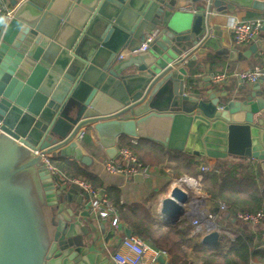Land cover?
I'll return each instance as SVG.
<instances>
[{
  "label": "water",
  "instance_id": "1",
  "mask_svg": "<svg viewBox=\"0 0 264 264\" xmlns=\"http://www.w3.org/2000/svg\"><path fill=\"white\" fill-rule=\"evenodd\" d=\"M187 1L192 8L179 0H25L9 21L0 14V264H114L91 249L94 226L77 219L86 215L77 206L89 195L76 183L56 187L41 159L73 149L89 164L77 142L84 128L111 138L109 158L117 156L119 136L141 137L150 125L168 124L167 136H145L166 147L177 138L174 147L194 155L264 162L260 84L200 91L186 82L184 64L212 44L213 10L264 12V0ZM150 33L145 51L116 58ZM260 48L253 42L237 57ZM208 130L221 131L223 140L207 144ZM188 202V193L173 186L160 202L165 224H175ZM201 243L216 248L220 232L205 233ZM157 259L165 262L162 254Z\"/></svg>",
  "mask_w": 264,
  "mask_h": 264
},
{
  "label": "crops",
  "instance_id": "2",
  "mask_svg": "<svg viewBox=\"0 0 264 264\" xmlns=\"http://www.w3.org/2000/svg\"><path fill=\"white\" fill-rule=\"evenodd\" d=\"M188 2L187 0H179V3ZM212 18L210 21L211 32L209 34V39H211L212 44L205 46L206 51L202 54H197L195 59L188 60L185 62V67L187 68V77L186 82L192 88H197L200 91H204L212 87L217 90L219 93L222 91L232 92L237 89H250L255 83H249L241 85L235 76H232L227 81L215 85L209 78L210 73H219V72H229L236 73L241 70L252 68L255 65L264 67V30H260L256 37L246 43L237 45L233 40V33L229 29V23L231 20H243L250 19L255 17H263L264 12L254 11L247 7H237L232 10H226L224 12L212 11ZM260 41L261 48L257 49L250 57H246L242 60H239L237 55L242 51L246 50L247 47L253 42ZM222 50V52L220 51ZM220 51V52H218ZM234 51V56H230V52ZM261 88L264 89V84L259 83ZM153 122V121H152ZM152 124V123H151ZM169 133V125L167 124L164 130L157 128L156 126H149L145 132L144 136H126L128 140L136 139L139 140H148L154 143L157 141L153 138H147L145 135H153L154 137L163 138ZM176 137V135H175ZM204 140L209 145H216L217 141L220 139L223 140V133L220 131L214 133L213 131L208 130L204 135ZM110 137L104 135L100 136L92 127L84 128L82 138L77 140L78 145L80 146L83 153L90 157V163L84 164L77 158L75 151L73 149L68 150V155L62 156L71 161L76 162L80 167L91 171L97 174L104 182L105 186L102 188L104 193L111 199L114 200L118 198L120 204H139L152 213L154 221L161 226H169L173 224H165L164 219L159 213V207L161 199L166 197L172 188V180L176 177L173 176L172 172L169 170L168 164L172 163L168 161L161 166H152L151 173L148 177L138 176H123L118 174H108L103 170V161L109 158L106 153L105 144L110 141ZM178 139L174 138L172 141L173 147H166L160 144L168 153V157L175 158L181 154L192 157L194 160L198 161L200 164H207L210 169L216 164L225 165V166H238L241 163H250L252 164L253 172L256 174L255 179L257 185L264 184V162L258 159L251 157H241L235 155H228L225 158H212L208 156L194 155L179 149H176ZM118 144V139L115 141V147ZM116 158V157H114ZM101 190V189H100ZM209 202V200L207 199ZM210 205V204H208ZM79 211H86V215L79 216L77 219L81 223H90L95 228L96 239L91 249L97 253H102L110 261L111 254L118 247L121 239L124 236H127L126 229H131L127 222L122 218L119 228L113 230V234L107 239L106 236L112 230L108 222L103 221L98 218L92 217L88 213V199H84L80 206H77ZM191 210L190 204L186 205L185 213L179 217L178 221L175 224H180L183 227H190V237L192 238V245H203L201 243V237L206 233L205 226L202 227V230L195 233L193 231V225L187 213ZM224 224L225 231L229 233L238 232L237 228H246L251 229V226L243 224L238 220H233L230 217H223L220 220ZM101 224L103 229H101ZM132 231V230H131ZM257 233L264 232V221L256 227ZM224 233V232H223ZM260 235V234H259ZM233 237V236H232ZM233 239V238H232ZM263 243L264 240H261ZM209 249V247H206ZM182 249L187 253H191L193 248L191 246L183 245ZM150 264H168V255H165V262L161 263L157 257L152 260L150 259ZM187 264H200V261L197 259H188Z\"/></svg>",
  "mask_w": 264,
  "mask_h": 264
},
{
  "label": "trees",
  "instance_id": "3",
  "mask_svg": "<svg viewBox=\"0 0 264 264\" xmlns=\"http://www.w3.org/2000/svg\"><path fill=\"white\" fill-rule=\"evenodd\" d=\"M118 145L127 146L142 162L152 166L173 162L167 166L174 177H198L201 174L199 187L207 196V206L211 210L217 209L220 202L228 205L230 212L264 210V184L261 188L257 187L256 174L250 163H241L238 166L216 164L208 171H201V164L192 157L181 154L170 158L160 144L148 140L132 143L128 137L121 135ZM51 162L69 178H81L98 189L105 186L97 174L80 167L74 161L57 156L51 158ZM191 196L193 194L190 193ZM118 200L116 198L112 201L118 205L120 215L132 233L152 247L164 250L168 255V264H187L188 259H197L200 264H264V245L257 231L237 228L238 232L231 233L233 239L221 232L219 245L208 249L202 245H192L190 227L180 224L158 225L146 207L139 204H120ZM183 245L191 246L193 251L187 253L182 249Z\"/></svg>",
  "mask_w": 264,
  "mask_h": 264
},
{
  "label": "built area",
  "instance_id": "4",
  "mask_svg": "<svg viewBox=\"0 0 264 264\" xmlns=\"http://www.w3.org/2000/svg\"><path fill=\"white\" fill-rule=\"evenodd\" d=\"M25 0H17L16 4L11 6L10 0H0V14L9 21L18 6ZM181 8H192V4L188 1L180 4ZM229 29L233 33L234 43L240 45L242 43L252 41L260 30H264V18L255 17L243 20H231ZM153 33L147 34L145 41L137 49L129 50L122 49L117 54L118 60L128 59L143 52L147 48V43L152 39ZM232 76H235L241 85L249 83L264 84V67L255 65L252 68H247L236 73L219 72L210 73L209 79L215 84L219 85ZM0 121V130H1ZM83 133L78 137L82 138ZM132 143H136V139H131ZM116 158H107L103 161V170L108 174H118L123 176L140 175L148 177L151 173L152 166L148 163L142 162L127 146H120L117 144ZM40 154V150H35ZM41 159L52 176L54 185L60 189L68 188L72 183L79 185L82 191H85L88 197V213L94 217L106 221L111 226L112 230H117L122 221L120 210L104 192L100 194V189L93 187L90 183L81 178H69L62 173L52 162L48 155H41ZM201 171H208L210 167L203 163L200 167ZM202 175L192 177L189 175H181L172 180V187L178 186L185 190L189 195V202L191 210L187 213L193 225L195 233L202 230L205 226L206 233L215 229L220 233L224 232L230 239L232 234L225 231L224 224L220 222L225 216L226 212L231 217H234L239 222L252 227L256 231V227L264 221V210L246 211L237 210L230 212L228 205L220 202L217 209L211 210L207 206V196L201 192L199 187V180ZM190 193L193 196L190 197ZM224 230V231H222ZM261 240H264V232L259 233ZM264 245V242L262 243ZM159 254L167 255L164 250L152 247L148 242L143 240L136 234L124 236L118 247L111 254V260L114 264H150V259L154 260Z\"/></svg>",
  "mask_w": 264,
  "mask_h": 264
},
{
  "label": "rangeland",
  "instance_id": "5",
  "mask_svg": "<svg viewBox=\"0 0 264 264\" xmlns=\"http://www.w3.org/2000/svg\"><path fill=\"white\" fill-rule=\"evenodd\" d=\"M257 187H258V188H261V187H262V185H257ZM222 231H224V230H222Z\"/></svg>",
  "mask_w": 264,
  "mask_h": 264
}]
</instances>
